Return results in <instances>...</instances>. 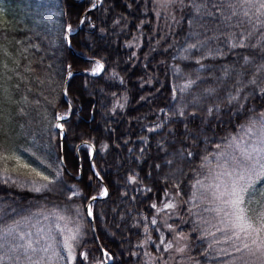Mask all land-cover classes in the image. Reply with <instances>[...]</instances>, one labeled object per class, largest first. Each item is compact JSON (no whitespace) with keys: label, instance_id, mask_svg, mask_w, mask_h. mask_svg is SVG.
Here are the masks:
<instances>
[{"label":"trees","instance_id":"16d2710c","mask_svg":"<svg viewBox=\"0 0 264 264\" xmlns=\"http://www.w3.org/2000/svg\"><path fill=\"white\" fill-rule=\"evenodd\" d=\"M226 4L0 0V141L53 181L11 173L20 183L0 182V226L15 228L0 241V264H70L56 255L67 257L69 234L71 264H156L155 247L173 237L191 264H243L242 255L259 264L217 231L231 211L217 197L247 165L242 138L264 131V29L240 23L238 4L226 19ZM94 62L99 74L73 73ZM68 110L61 136L54 123ZM232 164L238 171L227 172ZM5 165L15 167L0 160V172ZM104 189L88 203L98 247L86 207Z\"/></svg>","mask_w":264,"mask_h":264},{"label":"snow or ice","instance_id":"6c2138e0","mask_svg":"<svg viewBox=\"0 0 264 264\" xmlns=\"http://www.w3.org/2000/svg\"><path fill=\"white\" fill-rule=\"evenodd\" d=\"M162 3L168 4L174 2V0H161ZM183 3V0H180ZM203 3H210L211 0H202ZM220 5L225 4V0H219ZM239 5L241 9H243L242 15L243 17H247V21L241 20L240 23H249L253 28L264 29V0H227L226 6L229 9H232L230 16L226 17V19H230L231 16L238 15L235 10L236 5ZM216 6V4H213ZM255 9L254 19L253 16H250V12ZM211 15V13H208ZM71 31V28L68 29ZM243 35V34H242ZM251 35V33H249ZM243 46L242 44L240 45ZM103 65L97 62V65L93 71V75L97 74ZM3 90L0 87V105L3 104ZM261 115H264L262 113ZM59 119H64L63 116L59 117ZM4 121H5V113L2 106H0V137L4 135ZM57 128L63 130V126L60 124L56 125ZM3 143L0 141V160L8 161L12 160L15 163V167L9 169L7 165L3 168L2 172H0V182L12 184L20 183L17 179L13 177L11 173H15L17 176L25 175L26 173H31L36 177H39L41 180L47 181L48 183H52L48 176L42 175L40 171L36 168L30 166V164L25 163L19 156L17 155H6L3 151ZM90 147V146H88ZM264 151V149H261ZM255 171V166L247 169V179L245 177V173H240L237 180L234 181L228 188L225 189L223 193L217 199H221L223 197H227L224 203L227 205L231 211L225 213L224 220L221 221L224 224L223 228H217V231H221L225 233V239L222 241L223 243H231L235 253L246 254L251 257H255L259 264H264V186L256 191L259 193L260 199L256 201L257 208L255 209V217L249 214V208L253 204L255 200V194L249 193V188L252 187L251 175ZM262 178H264V163L260 164L259 172L257 173ZM37 192L40 191V188H35ZM103 195H107V190L103 192ZM96 199V197H93ZM167 207H173V205L168 204ZM216 211L220 212L223 209H216ZM91 209H89V215H91ZM155 223V221H153ZM78 231V230H77ZM15 232V228L9 225L7 228L0 226V241H2L6 236ZM213 235H215L213 233ZM77 240L76 234H69L65 236L63 247L67 251V257L59 256L58 253L56 255L60 260H68L74 262L76 260L75 255H73L74 247L73 241ZM250 240V243H249ZM221 241H217L220 243ZM161 243L163 241L161 240ZM30 247V246H29ZM167 247H171L168 245ZM47 249H45L46 251ZM167 250V248L165 249ZM33 252L36 249H32ZM182 251V249H181ZM227 255L232 256V252H228L226 249H222ZM27 255V252L25 253ZM83 259H87V256L81 253ZM31 260V257H28ZM239 259L243 261V264H249V261L244 259V256H240ZM39 264V262H36ZM51 264V261L49 262ZM230 264H235V257ZM255 264V261L252 262Z\"/></svg>","mask_w":264,"mask_h":264},{"label":"rangeland","instance_id":"374dc122","mask_svg":"<svg viewBox=\"0 0 264 264\" xmlns=\"http://www.w3.org/2000/svg\"><path fill=\"white\" fill-rule=\"evenodd\" d=\"M96 65H97V62H94L92 65V68L88 71L90 74H93V71H94ZM221 74L225 75V72H222ZM192 82L193 81H190L189 83H186V84L182 83V86H183L182 88H184V90L188 89V84H190ZM182 88H180V91ZM62 116L64 117V115H62ZM59 117H61V116H59ZM59 124L61 125V122ZM54 125H55V123H54ZM262 128L264 129V118H262ZM59 129H55V130H57L58 133H60V135L62 136L63 133ZM260 130L258 131V135L249 134L248 136L245 135V139H244V137L242 138L244 149L241 152V154L238 156V158L241 160H243V159L246 160L247 165H245L244 170H242L243 168L239 169V167H234L235 165L232 164L231 167L229 165H227V170H226L227 172H233L235 170L238 171V169H239V175H240V173L243 172V173H245V177L247 179V175H248L247 169L248 168L255 166V168L258 167L260 169V164L264 163V151H261V149H264V131L262 130L260 132ZM91 151H93V150L90 148V155H91ZM231 157H232V154L229 155V159H231ZM227 159H228V156H227ZM237 178L235 179V181L237 180ZM251 178H252V175H251ZM220 186H221V184H220ZM220 186L218 187V190L216 191L217 194H219L220 191H224L223 187H225V184H223L222 188ZM104 191H105V189H104ZM103 192L101 195H103ZM249 193H252V189L249 190ZM101 195H99V196H101ZM86 214L89 215L88 206L86 207ZM254 217H255V215H254ZM176 238L177 237H173L174 244L167 241L161 247L160 250L157 246L155 247L159 251L158 257H156V259L157 258H159V259H158V263H156V264H191L188 261V259L184 256V252H183L184 251V242L178 238L176 240ZM161 240L164 241L163 235H161V239L159 241L161 242ZM168 245H171V247L170 248L167 247ZM166 248H167V250H165ZM181 249H182V251H181ZM104 260L109 261V257L105 258ZM154 261H155V258H153V257H149L146 259V262L148 264H154Z\"/></svg>","mask_w":264,"mask_h":264},{"label":"water","instance_id":"95a60500","mask_svg":"<svg viewBox=\"0 0 264 264\" xmlns=\"http://www.w3.org/2000/svg\"><path fill=\"white\" fill-rule=\"evenodd\" d=\"M93 7H94V6H93ZM72 33H74V32H69V31H68V27L65 28V30H64V35H63V40H64V42L66 43V45H67L68 47H69V45H68V37H69V35H71ZM101 71H102V69H101L97 74H99ZM73 73H75V74H87V75H93V74H90L89 72H86V71H83V70L76 71V72H73ZM97 74H95V75H97ZM65 83H66V81H65L64 84H63V88H62V91H63V92H64V88H65ZM68 116H69V110H68V114H67L66 116H64V119L68 118ZM64 119H59V117H57L56 120H55L54 128H55V129H59V128L56 127V125L59 124V123H60L61 121H63ZM59 130L63 133V130H61V129H59ZM85 144H87V143H85ZM87 145H88V144H87ZM92 153H93V151H91V155H92ZM104 196H105V195L95 196V197H96V199H99V198H102V197H104ZM94 200H95V199H93V197L90 198V199L88 200V202H87V206H88V203H89V202L94 201ZM86 217H87V219H88L89 222H90V229H91V235H92L93 241H94L95 244L99 247L98 240H97L96 233H95V229H94V225H93V223H92V219H91L90 215H88V214H86ZM103 264H106V262L103 263Z\"/></svg>","mask_w":264,"mask_h":264}]
</instances>
